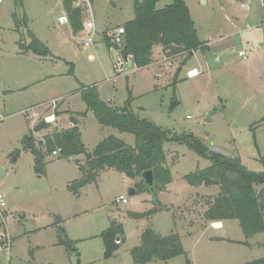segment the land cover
I'll return each mask as SVG.
<instances>
[{
    "label": "rangeland",
    "instance_id": "obj_1",
    "mask_svg": "<svg viewBox=\"0 0 264 264\" xmlns=\"http://www.w3.org/2000/svg\"><path fill=\"white\" fill-rule=\"evenodd\" d=\"M14 1L0 0V90H13L0 97V193L7 204L6 230L11 241L8 252L0 250V264H137L130 250L140 244L141 233L148 226L161 235L178 233L190 264H246L263 258L264 231L246 238L237 219L222 221L220 229L204 219L218 187H195L183 179L184 174L209 165L184 144H163L172 181L157 194L158 204L149 191L130 194L139 178L130 179L111 168L99 172L98 180L76 195L65 186L80 177L76 162L48 154L45 174H38L30 152L21 151L14 162L10 159V153L21 146L22 136L42 115L61 113L58 108L84 112L78 126L87 147L110 134L132 146V134L99 125L86 110L80 89L96 85L99 97L111 105L121 106L130 96L131 107L140 117L173 133H192L209 149L239 156L249 170L264 171V22L255 23L258 16L263 17L261 1L245 0L250 6L245 10L238 0H185L198 37L209 39L211 49H218L227 59L222 56L217 61L206 49H197L181 67L176 82L182 56L164 54L159 44L153 45L152 64L137 68L129 58L120 73L113 68L116 56L112 57L113 50L106 46L100 30L104 24L111 27L132 19L133 0H80L93 10L97 22L88 47L67 24L50 22L57 16V9L51 7L54 0H22L16 9ZM164 1L171 2L160 0L157 6ZM14 10L17 22L12 17ZM23 16L24 25L18 22ZM28 30L51 50L50 60L14 56V51L29 44ZM239 48L246 53L245 59L237 56ZM193 66L199 73L187 77ZM31 74L35 77L29 80ZM52 100H56L54 104ZM38 104H46L38 106L39 119L30 113L26 120L21 109ZM67 122L68 116H63L50 124L59 128ZM51 131V127L44 129L34 137L42 140ZM80 158L84 163V157ZM119 195L127 203L114 204ZM153 207L157 211L149 214ZM129 212L145 215L134 217ZM55 220L71 240L88 238L75 240L71 247H53V231L37 228ZM112 220L122 224L124 242L106 259L100 233ZM146 264H186V259L178 255Z\"/></svg>",
    "mask_w": 264,
    "mask_h": 264
},
{
    "label": "trees",
    "instance_id": "obj_2",
    "mask_svg": "<svg viewBox=\"0 0 264 264\" xmlns=\"http://www.w3.org/2000/svg\"><path fill=\"white\" fill-rule=\"evenodd\" d=\"M76 0H63L73 33L81 29L80 7L73 6ZM159 0H133L134 17L122 26L125 33L121 44H113L110 38L103 34V40L108 48L119 50L120 56L130 58L137 68L149 65L152 61L153 45L159 44L164 54L181 55L182 60L176 69L174 82L181 67L186 64L197 49L205 50L207 45L197 35L194 21L190 15L185 0H171L158 8ZM14 8L22 6V0L14 1ZM12 17L17 22L16 11ZM25 17L20 24H25ZM30 42L22 46L24 51H30L38 56H48L50 50L32 31L28 30ZM81 98L86 110L91 111L99 125L110 127L120 133L133 135L134 144L128 145L124 139L110 134L101 139L91 151L87 150L77 126L76 119L71 116L72 125L67 128L54 126L42 140L34 137V132L51 127L49 122L40 119L20 140V147L10 153L12 162L16 161L20 152L28 151L33 155V169L38 174H45V158L57 148L58 157L69 158L82 155L84 163L78 164L80 177L69 182L67 188L73 194L86 184L93 183L100 170L114 169L130 179L139 178L135 190L149 191L155 203L157 194L166 189L172 181L171 171L166 165V155L163 148L165 142L184 144L188 149L209 165L183 175V179L191 186H217L218 193L213 197L203 216L206 221H223L237 219L242 233L246 238L264 231V194L257 195L264 187V171L249 170L239 156L225 155L209 149L200 138L192 133H173L169 129L159 127L146 118L140 117L131 107L130 96L121 106H114L99 97L96 85L83 86L80 89ZM84 114V112H81ZM54 115H59L55 112ZM81 115V114H77ZM264 119V118H263ZM264 164V157L261 158ZM150 170L153 183L147 185L142 173ZM257 186L260 188L257 189ZM161 209V208H160ZM157 209L151 208L149 214ZM130 216L140 217L143 213L129 212ZM58 221L61 219L58 217ZM55 221V224L58 223ZM57 244L65 247L73 246L64 229L58 226ZM103 243V257L110 258L124 242V230L120 222L112 220L100 233ZM134 263L146 264L152 261H163L184 255L186 264H190L187 252L183 248L178 233L161 235L153 227H145L141 233L140 244L130 250ZM50 264V263H48ZM246 264H264V257Z\"/></svg>",
    "mask_w": 264,
    "mask_h": 264
},
{
    "label": "crops",
    "instance_id": "obj_3",
    "mask_svg": "<svg viewBox=\"0 0 264 264\" xmlns=\"http://www.w3.org/2000/svg\"><path fill=\"white\" fill-rule=\"evenodd\" d=\"M160 1V0H159ZM158 1V2H159ZM237 1V0H236ZM239 2H247V1H245V0H238ZM79 2H82V1H78V0H76L75 2H73V6H79L80 7V16L81 17H83V19L84 20H86V19H91L92 21H93V23H94V25H96V32H97V22H96V20L93 18V16H92V13H93V15H94V12H93V10L92 11H90V9H88L87 7H88V5H83V3H79ZM157 2V3H158ZM204 2H205V0H204ZM186 3V2H185ZM248 3V2H247ZM167 4H169V3H167L166 1H164L163 2V5L162 6H160V7H163L164 5H167ZM249 4V3H248ZM186 5H187V3H186ZM81 6H84V10H83V7L81 8ZM87 6V7H86ZM51 7H55L56 9H57V16H56V19H52V20H50V22L51 23H54V22H56L58 25H64V24H67L68 25V28H70L71 29V25H70V22H69V18H68V14H67V12H66V10L64 9V6H63V0H54V2H53V4H52V6ZM158 7V6H157ZM160 7H158V8H160ZM187 7H188V5H187ZM188 9H189V7H188ZM92 12V13H91ZM189 12H190V10H189ZM65 15L66 17H67V19H68V22H66V23H61V22H59L58 20H57V18H58V16H60V15ZM84 15V16H83ZM191 15V14H190ZM23 17H25V16H23ZM82 19V20H83ZM56 20V21H55ZM194 21V20H193ZM125 23V20L124 21H122V22H120V23H118V24H112L111 25V27H109V26H107V25H102V27H101V37H103V34L104 33H107V32H109L110 30H113V29H115V28H117L118 26H121V25H123ZM255 23L257 24V25H261L263 22H262V20H261V17L260 16H258L257 17V21H255ZM246 24H247V21H246ZM197 30V29H196ZM72 32V31H71ZM33 33V32H32ZM73 33V32H72ZM78 33V32H77ZM74 34H76V33H74ZM30 38H28V40H29ZM200 39V38H199ZM201 41H205V44L207 45V49L204 51V52H206V53H208V54H211V55H214V57L217 59V61H220V57H222L223 56V58L224 59H227L226 58V55H221V53L218 51V49L215 51V50H212L211 49V45L209 44V39H200ZM21 48V49H20ZM19 49H18V51H14V56H25V57H30L29 59H31V60H33V61H41V60H47V59H49L50 60V57H47V56H45V57H42V56H38V55H35V54H33L32 52H30V51H24L23 49H22V47H20ZM239 50H242L241 48H239L238 49V51ZM51 51V50H50ZM237 51V52H238ZM196 52V50L195 51H193V53H192V56H194V53ZM113 52H112V57H113ZM218 55V56H217ZM51 56H52V58L53 59H55V55L54 54H52L51 53ZM191 56V57H192ZM217 56V57H216ZM238 56V55H237ZM190 57V58H191ZM239 57V56H238ZM57 58H60L59 56L57 57ZM89 58H92V55H90L89 56ZM239 58H241V59H243L242 57H239ZM155 60H153L152 59V61H151V63L150 64H152L153 62H154ZM188 62V61H187ZM128 64V63H127ZM184 67V66H183ZM182 67V68H183ZM191 71H194V73L195 74H193V75H191V73L188 75V72H191ZM187 77H193V76H195V75H197L198 73H199V69H197L196 67H191V68H189L188 70H187ZM33 77H35V74H31V75H29V80L30 79H32ZM22 88V86L19 88V90ZM13 90L12 89H10V88H7V89H1L0 90V97H2L3 95H5V96H9L10 95V93L12 92ZM52 101H56V100H52ZM52 101H51V103H52ZM109 102H111L110 100H108ZM44 105H46V104H43V105H41V104H38V105H31V106H25L24 108H22L21 109V111H24V110H28L27 111V113L29 114V116H30V113H32L31 112V110L33 111H37L38 112V110H39V108H38V106H44ZM47 105H49V103H47ZM50 106V105H49ZM53 106V105H52ZM114 106H116V105H114ZM58 110L59 111H61V113H59V115H54L55 114V112H54V121L56 122V121H60V119L63 117V116H68V122H67V124H61V127H59V128H67V127H70L71 125H72V122L70 121V117L71 116H73L75 119H76V123H77V126L78 125H80L81 123H82V119H83V116H84V114H82L81 112H75V111H71V110H69V109H59L58 108ZM40 111V110H39ZM48 114H51V113H48ZM77 114H81V115H77ZM40 115H41V111H40ZM47 115V114H46ZM2 119V116L0 115V120ZM28 118H26V120H27ZM36 119H39V118H36ZM53 121V122H54ZM52 123V122H51ZM54 126H56V125H53V126H51V129H52V127H54ZM56 127H58V126H56ZM79 127V126H78ZM44 130V129H43ZM42 130V131H43ZM47 130V129H46ZM42 131H38V132H34V135L35 134H38L39 132H42ZM47 133V132H46ZM46 133H44L43 134V136L46 134ZM81 138H82V135H81ZM83 141V140H82ZM83 143H84V141H83ZM84 145H85V147H86V149L87 150H89V151H91L92 150V148L94 147H91V148H89V147H87L86 146V144L84 143ZM22 152L24 153L25 151H23L22 150ZM27 152V151H26ZM51 156H53V155H51ZM56 156V155H55ZM81 158H80V155L79 156H74V157H69L68 158V160L69 161H72V162H75V160H79V161H81L80 160ZM45 162H46V166H47V164L49 163V161H47V160H45ZM33 165V164H32ZM106 169V168H105ZM105 169H102V170H100L99 172H102V171H104ZM45 170H46V167H45ZM99 174L100 173H98V176H99ZM98 178L99 177H97V180H98ZM96 180V181H97ZM95 181V182H96ZM94 183V182H93ZM68 184H69V181H67V183L65 184V186H66V189H68L67 188V186H68ZM90 184H92V183H89V184H86L85 186H83L80 190H79V193L78 194H76V195H80L81 194V192H82V190H83V188L84 187H86V186H88V185H90ZM168 187L169 186H167V188L166 189H168ZM132 190H134V193H135V188L134 189H132ZM6 206H7V204H6ZM78 213H75L73 216H75V215H77ZM60 219L62 220V218L60 217ZM55 221H57V220H55ZM224 221V220H223ZM53 223V222H52ZM52 223H50V224H48V225H45V226H43L44 228H42L41 229V227H39V228H37V230L38 231H44V230H46V229H51L52 231H53V234H54V236L52 237V240H50V242H51V245H53V247H55V246H59V245H57V228H58V226H60L58 223L57 224H52ZM215 223H217V226L215 227V226H211L212 228H214V229H220V228H222L223 227V223H222V221H213V222H211L210 224H215ZM210 226V225H209ZM52 227V228H51ZM66 231V230H65ZM40 234V233H39ZM66 234H67V236H68V233L66 232ZM89 237H91V236H89ZM92 237H93V235H92ZM84 238H88L87 236H76V238H72V240L73 241H75V240H81V239H84ZM115 255V254H114ZM113 257V256H112Z\"/></svg>",
    "mask_w": 264,
    "mask_h": 264
},
{
    "label": "built area",
    "instance_id": "obj_4",
    "mask_svg": "<svg viewBox=\"0 0 264 264\" xmlns=\"http://www.w3.org/2000/svg\"><path fill=\"white\" fill-rule=\"evenodd\" d=\"M261 5L264 10V0H260ZM239 6L242 9L248 10L250 8L249 4L247 2H239ZM57 20L61 23H66L68 22V19L65 15H60L58 16ZM262 22H264V11H263V17H262ZM81 29L78 31V34L80 35V39L83 41V45L88 47L92 43V35L94 34V23L91 19H86L82 21ZM125 33L124 27L118 26L117 28L110 30L109 32L106 33V35L110 38V41L113 44H121L123 42V34ZM113 50V54H115V58L113 59V68L115 69L116 73H120L122 68L127 66V60H124L120 56L119 50L115 49L114 47H111ZM237 55L239 57H242L245 59L246 53L243 50H239L237 52ZM171 62H168V65H170ZM191 72H188V75ZM55 101H52V104H54ZM28 110L22 111V113L25 115L26 118L29 117V114L27 113ZM33 118H39L40 115L37 111H32ZM45 122H53L54 121V115L47 114V115H42L41 117ZM60 152V148H57L51 152V155L55 156ZM118 203H127V199L123 195H119L117 198L114 200V204ZM6 201L3 193H0V250H7V252L10 250V245L11 241L9 238V235L6 230ZM6 230V231H5Z\"/></svg>",
    "mask_w": 264,
    "mask_h": 264
},
{
    "label": "water",
    "instance_id": "obj_5",
    "mask_svg": "<svg viewBox=\"0 0 264 264\" xmlns=\"http://www.w3.org/2000/svg\"><path fill=\"white\" fill-rule=\"evenodd\" d=\"M142 177L144 181L146 182L147 185H152L153 183V178H152V173L150 170H147L142 173ZM134 190H130V194H133ZM264 194V187H261L257 193V195H263Z\"/></svg>",
    "mask_w": 264,
    "mask_h": 264
}]
</instances>
